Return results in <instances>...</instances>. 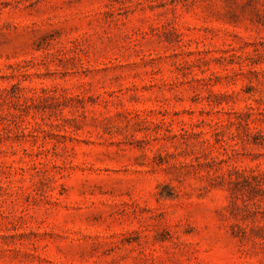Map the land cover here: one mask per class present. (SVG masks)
Returning a JSON list of instances; mask_svg holds the SVG:
<instances>
[{"label":"rangeland","instance_id":"rangeland-1","mask_svg":"<svg viewBox=\"0 0 264 264\" xmlns=\"http://www.w3.org/2000/svg\"><path fill=\"white\" fill-rule=\"evenodd\" d=\"M0 264H264V0H0Z\"/></svg>","mask_w":264,"mask_h":264}]
</instances>
